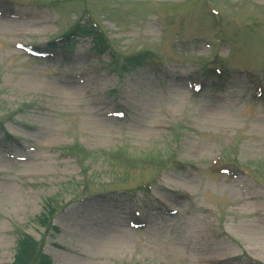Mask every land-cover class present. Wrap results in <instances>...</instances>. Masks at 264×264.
Wrapping results in <instances>:
<instances>
[{
    "label": "rangeland",
    "instance_id": "374dc122",
    "mask_svg": "<svg viewBox=\"0 0 264 264\" xmlns=\"http://www.w3.org/2000/svg\"><path fill=\"white\" fill-rule=\"evenodd\" d=\"M25 237L264 264V0H0V264Z\"/></svg>",
    "mask_w": 264,
    "mask_h": 264
},
{
    "label": "trees",
    "instance_id": "16d2710c",
    "mask_svg": "<svg viewBox=\"0 0 264 264\" xmlns=\"http://www.w3.org/2000/svg\"><path fill=\"white\" fill-rule=\"evenodd\" d=\"M86 34L93 36L94 39L96 38V41L99 40L100 44H104V37L100 32L93 30V28H90ZM76 35L77 32H72L66 37L70 38L73 36L75 37ZM54 44L55 43H53V45ZM106 45H108L107 41H105V46ZM140 56L141 55L130 57L129 60L139 64L137 58H140ZM140 64H146V61H143ZM43 248L44 247L40 242L31 237L21 239L18 244V253L14 264H50L49 258L43 253Z\"/></svg>",
    "mask_w": 264,
    "mask_h": 264
}]
</instances>
